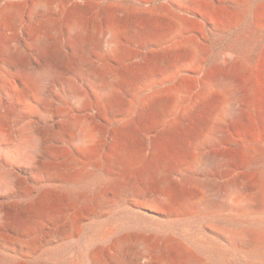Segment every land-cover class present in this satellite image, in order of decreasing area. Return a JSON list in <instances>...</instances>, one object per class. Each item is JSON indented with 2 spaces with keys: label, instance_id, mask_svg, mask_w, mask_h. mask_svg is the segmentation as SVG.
<instances>
[{
  "label": "rangeland",
  "instance_id": "374dc122",
  "mask_svg": "<svg viewBox=\"0 0 264 264\" xmlns=\"http://www.w3.org/2000/svg\"><path fill=\"white\" fill-rule=\"evenodd\" d=\"M113 1L89 0L87 23L102 29L101 16ZM132 1L120 0L122 15L153 32L122 37V54L112 58L130 78L115 102L97 101L95 80L80 64L60 79L40 73L52 61L62 66L70 48L51 60L26 45L18 23L0 20V42L13 35L24 56L18 65L0 43V124L7 133L0 140V220L4 208L17 220L33 206L40 210L35 220H45L24 232L7 227L0 234V264H91L92 244L108 248L125 235L141 237L175 264H196L182 246L187 238L221 247L218 262L198 252L200 264H264L241 235L264 225V185L257 191L235 181L264 173V0H192L186 46L176 44L158 10L167 0H152L150 14ZM84 59L93 63L96 54ZM28 74L42 79L30 103L14 87ZM169 83L187 87L180 107L160 91ZM66 116L86 121L90 149H78L83 126L70 128ZM122 148L129 152L125 169L118 164ZM38 155L43 168L33 166ZM229 155L240 160L234 170ZM162 162L177 193L169 203L155 201L162 177L146 170ZM123 183L140 187L126 192ZM45 193L56 199L41 203ZM76 193L80 199L72 202ZM258 193L262 204L254 199ZM69 220H78L75 230L66 228ZM139 250L129 247L125 262L141 264Z\"/></svg>",
  "mask_w": 264,
  "mask_h": 264
},
{
  "label": "bare ground",
  "instance_id": "6f19581e",
  "mask_svg": "<svg viewBox=\"0 0 264 264\" xmlns=\"http://www.w3.org/2000/svg\"><path fill=\"white\" fill-rule=\"evenodd\" d=\"M89 0H1L0 6V20L12 22L10 24L18 23L26 37V45L34 46L44 57L57 58L64 56L62 49L69 47L71 54L65 57V63L56 67L53 61L50 62V68L41 70L40 73L53 74L55 78H62L67 73L76 68L80 64L81 71L92 76L95 80L94 97L99 103L115 102L116 99L123 94V85L130 78L128 73H125L121 68L113 62L114 56H121L122 54V37L129 34L133 36H140L143 34L152 33L150 27H141L133 25L125 19L122 15L121 2L115 0L106 9V12L101 16L104 22V27L98 29L89 25L86 21L88 13ZM152 0H133V7L135 10L148 13L154 9L151 7ZM192 4V0H167L162 3L158 10L168 19L169 29L175 36L176 44L186 46L188 39L186 36V10L187 5ZM89 14V13H88ZM104 36L106 38H104ZM15 38L13 35L8 36V40L3 42L1 40V47L3 55L10 60L13 59L18 65L24 64L23 49L15 45ZM106 43L107 47H103L98 51L99 46ZM96 54V61L85 60L89 55ZM53 66V67H52ZM41 77L37 75L28 74L26 81L15 83V89L19 95V99L23 102H32L34 91L39 87ZM219 79H211V83L215 84ZM173 97L174 103L172 106L180 107L183 98L187 92V87L184 83L175 86L172 83L160 90ZM84 96V95H83ZM82 97V95L80 96ZM88 96L85 95L83 99V106L86 110L90 109ZM88 101V102H86ZM165 104L160 106L159 111H163ZM70 128L82 124L83 129L77 137L79 144L78 149L86 151L90 149L91 133L85 126L86 121L66 116L65 119ZM7 136L5 128L0 124V140H4ZM62 133L55 132L54 138L61 139ZM55 152H53L54 154ZM223 153V150H220ZM118 164L123 169L126 168L129 162V152L126 148L119 151ZM230 163L229 170H234L240 163L238 157L229 155ZM35 168H43L42 157L38 155L32 162ZM55 166V164H51ZM148 171L155 170L162 177V181L158 184L159 197L155 200L157 202L169 203L177 195L175 188L171 184L167 175V165L162 162L159 165L155 163L149 164ZM236 183L243 184L246 189L260 191V187L264 185V173H260L257 177L248 180L244 175H239L235 179ZM123 189L126 192H134L138 184L123 183ZM72 202L80 199L78 193L70 196ZM56 198L45 193L41 196V203H51ZM254 199L259 203L262 200V194L258 193ZM261 206V205H260ZM2 220H0V234L3 235L7 227H11L20 232L26 231L32 226H43L45 220H35L40 210L36 206L25 210L14 219L13 209L10 207L2 210ZM78 220H69L66 228L68 230H75ZM242 236H248V244L250 248V255L254 257L264 256V244L261 240L264 238V225L258 226L254 229L242 231ZM25 243V242H24ZM29 245V243L27 244ZM138 245V256L141 258V264H175L171 255L157 254L150 244L141 237H132L125 235L119 237L108 248L100 243L92 244L89 247L88 259L91 264H127L124 260L125 251L133 246ZM182 246L189 252V260L196 264H200L198 252L210 254L213 261L218 262L221 259V247L217 242L208 240H194L187 238Z\"/></svg>",
  "mask_w": 264,
  "mask_h": 264
}]
</instances>
